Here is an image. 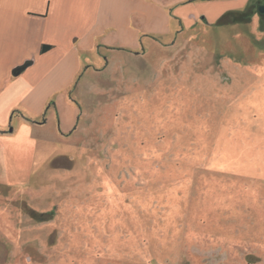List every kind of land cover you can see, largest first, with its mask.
Returning <instances> with one entry per match:
<instances>
[{"label":"rangeland","instance_id":"obj_1","mask_svg":"<svg viewBox=\"0 0 264 264\" xmlns=\"http://www.w3.org/2000/svg\"><path fill=\"white\" fill-rule=\"evenodd\" d=\"M181 1L168 32L83 50L70 130L9 115L47 123L0 135V264H264V17Z\"/></svg>","mask_w":264,"mask_h":264},{"label":"crops","instance_id":"obj_2","mask_svg":"<svg viewBox=\"0 0 264 264\" xmlns=\"http://www.w3.org/2000/svg\"><path fill=\"white\" fill-rule=\"evenodd\" d=\"M241 1L245 7L250 1L256 6L264 4L262 0ZM179 3L182 1L0 0V135L11 136L15 130L13 126L9 131L3 129L12 121L9 115L16 106L35 116L44 109L51 110L59 118V129L70 130L78 120L79 109L69 87L85 62H90L83 50L94 56L95 49L104 45L137 44V31L143 28L168 32L166 7ZM192 15L176 18L179 26L191 25L196 17ZM43 44L51 47L41 52ZM104 61L106 64V57ZM23 64L27 66L13 75V70ZM90 67L88 63L83 72ZM46 123V118L31 124L22 120L13 135L22 127L31 132ZM11 182L15 183L0 180V192L16 185Z\"/></svg>","mask_w":264,"mask_h":264},{"label":"trees","instance_id":"obj_3","mask_svg":"<svg viewBox=\"0 0 264 264\" xmlns=\"http://www.w3.org/2000/svg\"><path fill=\"white\" fill-rule=\"evenodd\" d=\"M251 2V1H250ZM259 5V4H258ZM257 5V8L259 7ZM248 8H249V5L246 6L243 10H232V11H228L226 12L225 14L221 15L217 21H216V24H225L227 23L228 21H237V20H244V15L247 17L248 16ZM257 13L261 16V17H264V14L260 13L258 11V9L256 10ZM51 46L50 45H46V44H43L41 45L40 47V50L41 52H44L46 50H48Z\"/></svg>","mask_w":264,"mask_h":264},{"label":"water","instance_id":"obj_4","mask_svg":"<svg viewBox=\"0 0 264 264\" xmlns=\"http://www.w3.org/2000/svg\"><path fill=\"white\" fill-rule=\"evenodd\" d=\"M258 11L260 12V13H262V14H264V4H262V5H260L259 7H258ZM27 66V64H23V65H21V66H19V67H17V68H15L14 70H13V75H18L25 67Z\"/></svg>","mask_w":264,"mask_h":264}]
</instances>
